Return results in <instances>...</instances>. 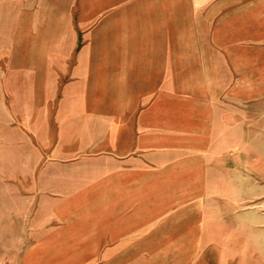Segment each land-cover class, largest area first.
Returning a JSON list of instances; mask_svg holds the SVG:
<instances>
[{
  "label": "crops",
  "instance_id": "crops-1",
  "mask_svg": "<svg viewBox=\"0 0 264 264\" xmlns=\"http://www.w3.org/2000/svg\"><path fill=\"white\" fill-rule=\"evenodd\" d=\"M0 215L9 264H264V0H0Z\"/></svg>",
  "mask_w": 264,
  "mask_h": 264
},
{
  "label": "rangeland",
  "instance_id": "rangeland-1",
  "mask_svg": "<svg viewBox=\"0 0 264 264\" xmlns=\"http://www.w3.org/2000/svg\"><path fill=\"white\" fill-rule=\"evenodd\" d=\"M81 43H79V46ZM16 217L0 215V264H9L16 249L11 248L13 240L17 237ZM19 225V226H18Z\"/></svg>",
  "mask_w": 264,
  "mask_h": 264
}]
</instances>
